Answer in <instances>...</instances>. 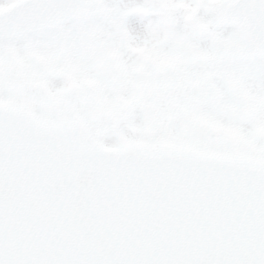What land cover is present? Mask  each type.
Returning a JSON list of instances; mask_svg holds the SVG:
<instances>
[{
  "label": "snow or ice",
  "instance_id": "snow-or-ice-1",
  "mask_svg": "<svg viewBox=\"0 0 264 264\" xmlns=\"http://www.w3.org/2000/svg\"><path fill=\"white\" fill-rule=\"evenodd\" d=\"M0 264H264V0H0Z\"/></svg>",
  "mask_w": 264,
  "mask_h": 264
}]
</instances>
